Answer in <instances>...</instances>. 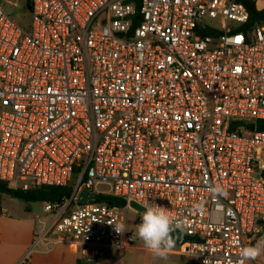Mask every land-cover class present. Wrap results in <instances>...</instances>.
Segmentation results:
<instances>
[{"label": "built area", "instance_id": "obj_1", "mask_svg": "<svg viewBox=\"0 0 264 264\" xmlns=\"http://www.w3.org/2000/svg\"><path fill=\"white\" fill-rule=\"evenodd\" d=\"M30 13L21 27L0 3V182L73 192L42 203L19 264L60 244L132 248L131 203L182 218L195 264H241L264 230V20L241 0H31ZM83 188L125 206L78 203Z\"/></svg>", "mask_w": 264, "mask_h": 264}, {"label": "crops", "instance_id": "obj_2", "mask_svg": "<svg viewBox=\"0 0 264 264\" xmlns=\"http://www.w3.org/2000/svg\"><path fill=\"white\" fill-rule=\"evenodd\" d=\"M258 3L259 0H255L260 10ZM28 210L20 216L11 213L0 203V264H19L28 253L39 217L32 209ZM261 237L264 235L257 238ZM184 244L176 242L166 259L155 257L143 245L137 244L125 250L108 245L77 244L72 247L60 244L49 252L34 254L32 259L33 264H77L78 260L87 264H195L192 257L184 254Z\"/></svg>", "mask_w": 264, "mask_h": 264}, {"label": "clouds", "instance_id": "obj_3", "mask_svg": "<svg viewBox=\"0 0 264 264\" xmlns=\"http://www.w3.org/2000/svg\"><path fill=\"white\" fill-rule=\"evenodd\" d=\"M211 191L226 195L221 185L213 186ZM143 207L146 211L141 214L140 223L136 227V238L155 257L166 259L176 243L174 233L183 232L185 222L182 218L172 216L164 206L144 204ZM114 230L122 235L126 231V225L117 224ZM261 255H264V237L258 239L254 245L241 249L240 256L243 258L241 264L254 261Z\"/></svg>", "mask_w": 264, "mask_h": 264}, {"label": "trees", "instance_id": "obj_4", "mask_svg": "<svg viewBox=\"0 0 264 264\" xmlns=\"http://www.w3.org/2000/svg\"><path fill=\"white\" fill-rule=\"evenodd\" d=\"M249 9L251 24L258 21L264 20V10H258L256 4L253 0H241ZM131 3L135 4L139 8L142 0H130ZM26 7L31 11V0H27ZM139 18V12L137 13ZM264 127V122L259 123V128ZM85 180L82 181L81 185L84 186ZM0 192L11 197L21 199L26 202H45L50 201L53 203H61L66 198H70L73 192V187H53L44 186L36 189H31L28 191L13 190L9 187L7 183L0 182ZM97 202H105L111 206L124 207L125 203L118 198L111 195H99L96 199ZM75 202V201H74ZM261 235H264V230ZM176 242H187L188 238L181 234L180 232L174 233ZM1 240V239H0ZM77 264H87L81 260H78Z\"/></svg>", "mask_w": 264, "mask_h": 264}, {"label": "rangeland", "instance_id": "obj_5", "mask_svg": "<svg viewBox=\"0 0 264 264\" xmlns=\"http://www.w3.org/2000/svg\"><path fill=\"white\" fill-rule=\"evenodd\" d=\"M255 2V0H253ZM27 0H0L5 12L21 27H29L31 25L32 16L30 11L26 7ZM258 8L264 10V0H259ZM213 23V22H212ZM210 24V23H209ZM109 187L105 185H99L96 191H107ZM0 203H2L11 213L23 216L28 209L38 215H43V206L41 202H26L21 199L11 197L9 195L0 192ZM34 214V215H35ZM142 213L135 210H129L127 214V231L132 233L136 237V227L140 223V217ZM32 214V216H34ZM258 239L255 238L251 244H246L247 246L254 245ZM255 242V243H254ZM136 244L142 245V242L136 238ZM254 264H264V255L253 261Z\"/></svg>", "mask_w": 264, "mask_h": 264}, {"label": "water", "instance_id": "obj_6", "mask_svg": "<svg viewBox=\"0 0 264 264\" xmlns=\"http://www.w3.org/2000/svg\"><path fill=\"white\" fill-rule=\"evenodd\" d=\"M97 197L98 196L93 194L88 188H83L77 197V202L85 203L95 201ZM131 207L139 213H143L144 211H146L143 207L139 206L136 203H131Z\"/></svg>", "mask_w": 264, "mask_h": 264}]
</instances>
